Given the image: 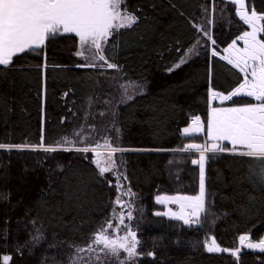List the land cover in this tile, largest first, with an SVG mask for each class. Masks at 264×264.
Listing matches in <instances>:
<instances>
[{
	"label": "trees",
	"instance_id": "trees-1",
	"mask_svg": "<svg viewBox=\"0 0 264 264\" xmlns=\"http://www.w3.org/2000/svg\"><path fill=\"white\" fill-rule=\"evenodd\" d=\"M210 1L127 0V9L141 19L109 38V45L117 41L114 50L105 48L108 62L118 65L111 76L143 93L117 107L112 131L117 145L128 149L120 161L140 203L134 227L144 255L137 264H264V253L256 250L243 248L237 261L229 253H208L205 246L215 237L221 247L235 250L240 235L250 233L253 241L264 237V196L252 191L243 158L208 157V214L201 217L202 226L155 215L164 211L157 195L198 194L194 157L173 152L187 143H204L205 135L185 137L183 129L195 116L207 127L211 91L227 94L243 82L238 69L212 55L213 49L224 53L247 30L234 11L217 21L215 44L198 46ZM250 1L257 12L264 10V0ZM190 48L192 57L169 72ZM77 51L78 38L67 34L47 42L39 54L14 58L0 75V143L39 145L43 137L52 145L68 137L80 147L84 144L77 140L87 129L102 126L90 106L105 80L100 71L76 67L84 62ZM249 102L255 101L240 97L213 106ZM112 196L109 180L84 153L0 150V264L4 255L12 257L10 264H67L73 249L88 243L110 219ZM36 235L41 238L32 240Z\"/></svg>",
	"mask_w": 264,
	"mask_h": 264
},
{
	"label": "snow or ice",
	"instance_id": "snow-or-ice-1",
	"mask_svg": "<svg viewBox=\"0 0 264 264\" xmlns=\"http://www.w3.org/2000/svg\"><path fill=\"white\" fill-rule=\"evenodd\" d=\"M234 6V13L249 30H245L237 37L243 42V47L238 46L237 41L224 49L226 55L221 59L227 61L234 69H238L243 76V82L239 83L227 94L213 90L211 100L219 101L221 105L234 98H253L255 102L244 103L242 106H217L212 107L208 117L207 127L199 116L191 120V124L183 129L185 137H197L205 135L204 143H187L176 151L182 153L198 154V158L192 159V165L198 166L199 188L198 194L157 195L155 201L160 205L175 204L178 211L168 208L167 211H157L156 216H164L169 219L182 221L184 225L202 226L207 217V194L205 182V165L207 154H230L240 157L246 164L247 181L253 192L264 196V10L257 12L255 6L250 7V0H227ZM141 17L127 9V0H0V75L9 70L14 58L20 54H39L46 48L47 42L60 36L74 34L78 37L79 50L75 53L83 63L76 67L117 69L116 63L108 62L105 56V48L115 49L117 41L110 37H118L121 30L132 29L137 25ZM204 36L212 44L209 32L199 28ZM127 35V31L123 33ZM199 43V41H197ZM195 51L190 48L189 52ZM199 54L198 52L196 53ZM213 56L220 53L215 49ZM103 62V63H100ZM186 58L179 59L168 71H174ZM125 89L127 86H123ZM67 95V93H65ZM140 95H143L141 92ZM129 99H134L130 96ZM79 136L80 133L76 132ZM86 137L81 138V143ZM67 145V146H65ZM106 149L107 158L100 149ZM0 150L15 151H43L45 153L79 152L94 153L95 163L99 168V175L112 172L115 175L117 197L115 205L123 209L118 214L113 210V218L118 220L114 226L111 221H106V227L102 226L93 234L91 242L84 248L75 247L74 255L69 259V264H137L144 253L138 251L140 241L137 233L125 219H134V204L131 200H122L121 197L134 195L130 189L124 190V184L120 181L126 176L117 170L114 156L117 152L128 151L115 147L110 140L95 146L77 147L76 142L68 137L57 141L52 145H45L43 137L39 145H13L0 143ZM63 171V169H61ZM111 184V182H109ZM255 195L249 196V201L254 202ZM243 212H247L246 209ZM35 223V222H33ZM123 228V235H120ZM108 230H112L110 234ZM39 230H37L38 232ZM7 238L6 235L4 237ZM39 235L32 240L38 241ZM240 245H246L247 249L264 253V237L258 236L255 241L251 234L239 236ZM208 253H229L239 261L240 248L230 250L217 243L215 237L210 242H205ZM88 253V257H81V253ZM155 257L152 252L147 253ZM12 257L4 255L2 264H10Z\"/></svg>",
	"mask_w": 264,
	"mask_h": 264
},
{
	"label": "rangeland",
	"instance_id": "rangeland-1",
	"mask_svg": "<svg viewBox=\"0 0 264 264\" xmlns=\"http://www.w3.org/2000/svg\"><path fill=\"white\" fill-rule=\"evenodd\" d=\"M250 7H251V1H250ZM229 10L234 11V6L230 2H227V0H211L209 5H208V7L206 8L205 20H204L203 25L201 27L205 31L209 32V34L211 35L213 40H214V38H213L214 36L213 35H214V31L216 29L217 23L221 19L228 18L229 12H230ZM219 11H220V14H219ZM238 19H239V17H238ZM241 23H243V22L241 21ZM244 26L247 28V30H249L247 25H244ZM72 35H74V34H72ZM203 42L204 43H208L210 45L212 44L211 41L208 40L207 36H204V35H203V41L199 42L198 46L203 45ZM237 44H238V46L243 47V42L242 41L238 40ZM78 50H79V45H78ZM192 52H189L187 54L186 61L192 57V55L194 54ZM219 53H220L219 56L226 55L225 52L224 53L219 52ZM100 63H103V62H100ZM93 69H95L96 71H100V74L102 75L103 80H105V81L102 82L103 84H102V88H101V90H100V92L98 94V98L90 106L91 113L93 115L98 114L101 117V119L103 120L101 122L102 126L98 127L97 131L96 130L89 131L90 129L89 130L87 129V131H85L82 134V137H86V139L83 140V143H81V139L77 140V141H79L77 143H78V145L79 144H84V146L85 145H87V146H95L97 143L103 144L104 141L107 139V140L111 141L113 146L119 147V145H117L116 141L113 139V136H114V133H115V125L113 124L114 112L116 111L118 106L124 104L125 102H127L129 100H132V99H129L130 96L136 97L138 94L141 93V91H139L137 87L132 86V85H126L127 88L125 89V87H123L125 85L118 84L117 79H115L116 78L115 75L111 76V72L113 71V69H108L106 66L102 67V68H93ZM215 102L220 103L219 101H212L211 100V108L214 107L213 104ZM190 124H191V122H190ZM98 130L102 131L103 137L100 135V132ZM112 131L114 133H112ZM80 147H83V146H80ZM100 151L105 154L102 157V159H106L107 158L106 149L101 148ZM123 152H117L115 154V156H114V159H115L116 165H117V170L119 171V173H121L122 177L125 176L123 164L120 161V155ZM173 153L182 154V155H189V156L192 155L194 157L193 159L198 158V154H195V155L192 154V153L185 154V153L178 152V151H174ZM86 155L87 156H91V159H92L94 165L96 166V168L99 171V168L97 167V165L95 163L96 157H95L94 153L89 152ZM207 155L209 157L212 154H207ZM222 155H229V154L225 153V154H222ZM196 169H198V168H196ZM205 169H206V165H205ZM103 176L106 177L109 180V182H111V184H109V186L113 189V196H112L111 205H110V213H111V215H110V219L108 221H111L114 224V226H115L118 223V220L113 218V210L115 209V212L117 214L121 210H123V209L119 208L118 206H116L115 203H114V201H115V199L117 197V189L115 187L116 179H115V175L112 172L105 173ZM120 182L122 184H124V190L130 189L129 186H128V183L126 182V180H124L122 178ZM131 193H133V192L131 191ZM121 199L122 200H129L130 199L131 203L134 204V206H135L134 209H133L134 219L129 221L126 218L125 219V223L126 224H130L132 229L134 231H136V228L134 227L135 215L137 216V214H139V212H140V209H139V204L140 203L138 202L137 196L134 194L131 197H121ZM160 206H163L164 211H167L168 208H171L173 211H178L179 210L178 206L175 205V204L160 205ZM104 226L106 227V224ZM108 231H109L110 234H113L112 230H108ZM136 233H137V231H136ZM120 235H123V228L121 229ZM92 237L90 238L88 243H86L84 246H81L80 248L86 247L91 242ZM238 248H240V250H242L243 248H246V245H240L239 244ZM138 251H139V248H138ZM73 255H74V253H73ZM80 255H81V257L87 258L89 254L86 253V252H82ZM67 264H69V262Z\"/></svg>",
	"mask_w": 264,
	"mask_h": 264
},
{
	"label": "water",
	"instance_id": "water-1",
	"mask_svg": "<svg viewBox=\"0 0 264 264\" xmlns=\"http://www.w3.org/2000/svg\"><path fill=\"white\" fill-rule=\"evenodd\" d=\"M193 167H194V168H198V166H196V165H193Z\"/></svg>",
	"mask_w": 264,
	"mask_h": 264
}]
</instances>
